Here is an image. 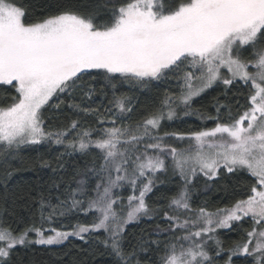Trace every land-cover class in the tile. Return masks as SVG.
I'll list each match as a JSON object with an SVG mask.
<instances>
[{
    "label": "snow or ice",
    "instance_id": "obj_1",
    "mask_svg": "<svg viewBox=\"0 0 264 264\" xmlns=\"http://www.w3.org/2000/svg\"><path fill=\"white\" fill-rule=\"evenodd\" d=\"M44 7L37 17L21 0H0V90H15L12 102L0 107V154L15 156L23 146L43 143L95 152L85 173L94 177L95 187L81 179L63 200L41 198L38 226L17 231L0 221V264H11L17 246L60 245L101 230L117 264H132L135 250L125 253L122 246L125 227L149 216L145 197L169 167L184 186L170 199V211L162 213L167 228L158 234L171 238L162 247L159 240L151 242L163 253L158 264H214L209 242L220 256L224 248L217 230L242 222L251 228L243 243L228 249L226 264L238 254L264 264V0H46ZM97 78L113 90L117 83L147 88L176 80L180 94H165L161 108L133 127L125 123L133 112L126 95H114L115 111L106 114L83 104L95 91L89 81ZM217 83L224 85L225 95L239 85L236 115L218 102L215 116L202 117L214 121L213 127L160 134L161 121L176 117L177 101L189 109L184 115H191L192 99ZM62 106L94 117L99 127H83L73 119L53 130L45 112ZM171 139L187 145L178 148L168 143ZM240 172L253 181L244 198L215 211L191 207L193 177L214 180ZM125 187L132 192L126 217L114 208L123 203L114 190ZM74 212L92 213L94 219L71 230L52 226ZM31 233L35 240L29 239Z\"/></svg>",
    "mask_w": 264,
    "mask_h": 264
},
{
    "label": "trees",
    "instance_id": "obj_2",
    "mask_svg": "<svg viewBox=\"0 0 264 264\" xmlns=\"http://www.w3.org/2000/svg\"><path fill=\"white\" fill-rule=\"evenodd\" d=\"M34 16H40L46 11L44 4L46 0H21ZM90 86L95 90L90 99H85L83 104L106 114V110H114L112 100L114 95H126L130 98V106L133 112L131 120H125L126 124L133 127L150 114L161 108V101L165 94L179 96L180 85L176 80L167 82H153L147 88L134 87L127 83H117L116 89L106 86V82L97 78L89 81ZM239 85H237L238 87ZM233 87L225 95V87L221 83L214 84L190 102L191 115H184L183 105L177 101L173 105L176 117L172 120L165 118L161 121L160 134L164 132H187L201 127H213L214 121L202 119L207 116H215V106L219 102L233 108V115H236V92ZM6 90H0V107L7 106L12 102L15 90L5 86ZM56 100L50 103H55ZM77 103L81 100L78 98ZM243 102V101H241ZM165 113L167 108L164 109ZM222 114L224 109L221 110ZM46 124L53 130L60 129L77 119L83 127L97 128L99 125L92 116L75 114L72 110L62 106V110H50L45 112ZM79 130V129H78ZM77 130V131H78ZM75 132L68 137L72 139ZM178 148L185 145L184 142L176 140L168 141ZM97 153L82 154L66 151L62 145L43 143L41 145L23 146L15 156L0 154V221H3L11 228L21 231L23 228L35 223H40V201L41 198L56 203L57 199L63 200L72 188L78 187L79 181L85 179L95 187L94 177L86 176L85 173L91 168L93 158ZM99 163V161H97ZM253 181L246 172L236 175L224 173L223 175L208 180L201 174L193 177L189 184V203L193 209L206 207L209 211L217 208L230 207L235 200L244 198L243 193ZM184 182L170 169L167 172L159 173L155 187L145 197L149 208L152 210L151 217H142L140 220L130 222L125 227L123 236V249L125 253L135 250V259L132 264H158L159 257L163 254L158 251L152 241L163 242L171 238L170 234L159 233L158 229L167 228L163 220V211H170L168 204L175 196ZM90 195H94L91 192ZM122 199H126L131 189L125 187L114 191ZM81 198L80 196L77 197ZM86 207V204H85ZM94 215L83 212L70 213L65 217H59L54 227H61V230H71L77 223L91 224ZM248 218H246L247 220ZM47 228L48 225L46 224ZM251 224L242 222L233 224L231 229H218L216 236L223 242L224 251L220 256L215 255L214 245L209 242L210 255L214 258V264H226L228 260V249L237 243H243L246 239V231L250 230ZM33 234H30V238ZM106 234L101 230L91 235L86 234L85 240L69 238L60 245H37L17 246L11 255V264H117V258L112 254L111 249L105 247L102 241ZM143 244L147 251L141 248ZM253 258L246 255L232 256V264H252Z\"/></svg>",
    "mask_w": 264,
    "mask_h": 264
},
{
    "label": "rangeland",
    "instance_id": "obj_3",
    "mask_svg": "<svg viewBox=\"0 0 264 264\" xmlns=\"http://www.w3.org/2000/svg\"><path fill=\"white\" fill-rule=\"evenodd\" d=\"M249 71H255V69L254 68H250L249 69ZM224 72H225V74H227L226 73V70H224ZM113 111H115V109L113 110ZM172 140H175V139H171V140H169V141H172ZM177 141V140H176ZM178 142H180V141H178ZM181 143V142H180ZM184 143H185V145H183V147H186V145H187V141H184ZM166 162L168 163V165L169 166H171V159L170 158H167V160H166ZM169 169H170V171L172 172V170H171V167H169ZM177 176H179V174L177 173L176 174ZM202 175V174H201ZM180 177V176H179ZM117 190V189H116ZM116 190H114V191H116ZM132 193H130L129 195H131ZM120 200L123 202V203H121L120 201H118L117 202V204H115L114 205V208L116 209V211H117V213H118V215H121V216H125L126 217V213H127V211H128V208H127V198L126 199H122L121 197H120ZM181 215H184L183 213L181 214ZM152 215H151V213L149 214V216H143V215H141L140 217H139V219L138 220H140L142 217H145V218H150ZM137 221V220H136ZM133 222H135V221H133ZM130 224V223H129ZM31 234H33V238L31 237L30 238V235H29V239L30 240H35L36 239V237H35V234L34 233H31ZM86 235V234H85ZM69 238H75V237H69ZM239 255H244V254H239Z\"/></svg>",
    "mask_w": 264,
    "mask_h": 264
}]
</instances>
